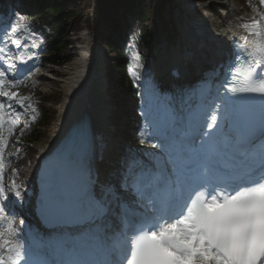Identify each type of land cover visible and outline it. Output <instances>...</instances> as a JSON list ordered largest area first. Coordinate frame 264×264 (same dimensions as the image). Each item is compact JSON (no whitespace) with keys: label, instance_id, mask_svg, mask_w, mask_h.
Here are the masks:
<instances>
[{"label":"snow or ice","instance_id":"snow-or-ice-1","mask_svg":"<svg viewBox=\"0 0 264 264\" xmlns=\"http://www.w3.org/2000/svg\"><path fill=\"white\" fill-rule=\"evenodd\" d=\"M25 18L17 0L5 35L11 47H0V133L7 123L11 134L12 117L31 108L28 97L4 87L20 85L25 74L39 69V51L26 57L19 52L29 49L18 35L28 28L19 23ZM236 35L232 32L230 43L237 66L229 68L230 78L217 89L210 111L198 105L162 121H148L145 113L156 134L149 132L146 138L140 131L139 136L142 144L158 150L145 153L152 162L127 165L120 192L104 185L93 190L87 182L78 185L81 220L95 225L80 235L32 236L29 244L24 240L26 228L31 234L26 221L21 217V227H13L26 203L27 185L17 183L15 169L5 184L8 139L0 134V264H264V143L257 149V141L264 142V26L253 23L243 38L250 46ZM134 59L141 68L138 52ZM129 74L143 79L133 68ZM257 98L258 108L238 105L241 99ZM83 152L81 139L69 156ZM80 167L82 171V161ZM66 195V188L46 187L45 199L51 197L61 208ZM109 255L120 259L109 260Z\"/></svg>","mask_w":264,"mask_h":264},{"label":"rangeland","instance_id":"rangeland-1","mask_svg":"<svg viewBox=\"0 0 264 264\" xmlns=\"http://www.w3.org/2000/svg\"><path fill=\"white\" fill-rule=\"evenodd\" d=\"M10 1V0H8ZM14 3L17 2V0H13ZM160 0H138V1H134V3L137 4L138 7H140L141 11H145L147 9V6L149 3L155 5L159 2ZM247 1V5L250 7L249 11H250V15L252 17V19L256 20L255 23H257L258 27L259 26H264V19H262V17H264V5H261L260 0H246ZM6 2V0H0V13H4V7H3V3ZM19 4H21V0H19ZM75 7L77 10H81L83 12V22H81L80 27H81V31L77 36H72L71 33V22H68L66 24L65 27V40H67V42L69 41H73L74 38H86L85 43L84 44H88L90 46V48H92L93 51H95V49H97V46L102 45L101 39H100V33L102 32V28H100L99 24H97L95 22V20H93V28L89 29L87 27V22L85 24V19L87 17L91 16V6L87 1H83V0H76L74 2L73 5H71V8ZM240 9V8H239ZM162 19L157 21V27L154 31V34L158 37L159 42L158 44L155 46L157 49V46H159L160 44L166 42L168 43V45H172V44H176L178 41V32H179V25L181 24V21H178V15L179 13L177 12V9H173L172 5H168V6H164L163 10H162ZM214 15V14H212ZM48 17H40L37 19H28L25 18L23 20L28 21L31 24V27L33 29V31L35 32V35H33L36 38H39V41L45 44L47 43H56L57 39L51 38L48 39L49 37L45 35V28L47 27L46 21H47ZM182 18V17H181ZM139 22V21H138ZM137 22V24L135 23V21H133L131 23V25L129 26V30L130 28L132 29L130 33V38L131 40L129 41V44L127 46V50L129 52V55L132 56L133 58V62L135 61L134 59V54L139 52L138 47L136 46L135 42L138 39L139 36V32L141 31L142 28L144 27H149L152 28L151 25H141L139 26V23ZM28 25V24H26ZM86 25V26H85ZM88 28V29H87ZM87 29V31H86ZM135 29V31H134ZM134 41V42H132ZM81 44V43H80ZM103 45L101 46L102 49ZM155 49V51L153 52V58L152 60H154L153 66L150 68H148L147 72L149 73L148 75H150V73L152 72V74L150 76H148L146 78L145 81L147 80H152L153 79V75L155 72V65L157 62V57H156V52L157 50ZM43 50L48 51L46 49V47L43 48ZM47 53V52H46ZM102 53H103V61L104 64L107 65L106 67V71H108L109 67H112V65H114V55L110 52H108V50H106L104 47L102 49ZM141 54L143 55H147V52H141ZM63 57H72L71 62L66 65L65 67H54L53 69V74H56V77L61 78V80L64 79V76L68 73V69L71 68V65L76 61V59L78 58L77 55V51L76 49H67V51L64 52V56ZM44 64L51 62V61H59V56L57 55L56 57L53 56H47L45 55L44 57ZM157 66V65H156ZM113 68V67H112ZM150 69V70H149ZM108 74V72H107ZM111 74V81H110V85H109V91L108 93L110 94V101L114 104L115 102H117V99H120L117 95V89L115 88V80L116 78H114V71H110ZM41 83L40 86H38V89L35 88V83L34 81H30L28 83L22 84L20 87V96L21 97H28L29 98V103L31 105V108H35L36 111L34 112V115L36 116V114L40 113L41 111H45L46 114H48V118L50 120L49 124L47 126H44L43 128H39L38 130V141L30 146H28V153L23 154V153H17L16 155L14 154H8L5 158V162L6 160H9L12 156H14V158L9 162V163H5V169L6 172L5 173V184H7L11 179H12V170L15 169L18 173L16 180L17 183H22L24 179L23 176H21L22 174H19V172H22L23 170L21 169L23 162H25L27 159H31L33 158V155H35L36 150L38 149V146H40L41 144H43L44 142L47 141L48 139V135H49V129L53 126V123H55V121H57V117H58V113H57V108L58 105L61 103L62 99H63V90H62V85L59 82H45V81H39ZM137 84L140 85L139 87V96H138V105H137V110L139 112L140 118H143L145 115V113L147 112V107L148 104L145 102L147 100L146 96H147V88L148 86H146L145 84L143 85L141 83V81H137ZM155 86V84L153 85ZM10 91H15L16 90H10ZM35 91L40 92V96H36ZM169 90L166 89L164 91V94H161L160 92H156V95H163V96H169ZM128 100V99H127ZM131 107V106H130ZM30 108V109H31ZM113 108V106H112ZM136 108V107H135ZM113 114L115 115V119L117 123L118 119H120L119 123L121 126L118 128V135L116 137H120V140L124 142L128 141V145H130V147L125 150H113L112 152H110V157L112 158L111 160L113 161V166H112V162H108V164H106V166L103 167V171L105 173H107L108 175L106 176L108 180H111V178H115V175L118 172H122L123 169L126 167L124 165L125 160L122 159H126L129 161H143V159H145V153H151L153 152L155 149L153 148H146L143 145L139 144L136 141V138L139 137V130L136 134V132H134V135L132 136V138L130 136H127L128 133L130 132V130H134L137 131V125H131L133 123L134 120H132V111L133 108H129L126 110L125 114L123 112H121L120 110H116L114 109ZM130 111V112H128ZM131 114V115H130ZM27 116V114H25V110L23 111V113L21 114V118H25ZM121 116V118H120ZM28 121H25L23 123H27ZM127 122V124H126ZM130 123V124H128ZM126 125L128 127H126ZM23 129V131H21ZM20 133L18 134V138L20 137H24L26 136L27 133H29L30 130H28L27 128H25L24 126L21 128ZM147 138V136H146ZM125 139V141H124ZM16 142V141H15ZM12 142H9V145ZM120 146V145H117ZM11 147V146H10ZM120 161V163H119ZM13 163H15V166L13 165ZM125 166V167H124ZM23 173V172H22ZM24 175V173H23ZM25 176V175H24ZM115 181L113 183L110 184V187L113 189V191L115 192H120V187L117 185L115 186ZM121 195L123 196L124 194L121 193ZM20 216H18L16 218L20 220ZM27 223V222H26ZM30 227H32L29 223H27ZM14 226H16V224L14 223Z\"/></svg>","mask_w":264,"mask_h":264},{"label":"bare ground","instance_id":"bare-ground-1","mask_svg":"<svg viewBox=\"0 0 264 264\" xmlns=\"http://www.w3.org/2000/svg\"><path fill=\"white\" fill-rule=\"evenodd\" d=\"M230 1L231 3L234 2V0H227L220 3V7L222 9L229 8L230 7ZM209 8H212L211 5L208 6ZM186 9V7H185ZM178 12V11H177ZM178 21L184 22V26L181 27V31H179V38H178V48L177 44L173 47L169 45H165V42L157 46V70H156V81L158 83V86L161 87V85L164 82H167L165 77H167V70L176 62L181 61L182 59V52L179 51L180 46L182 45V42H185V52L192 54V52H196L195 47L191 44L194 42V27L198 26H205L203 28L204 35L202 37H197L199 40L197 41H206V43H209L213 46H218L216 40L219 39L220 42L225 40L223 37L225 33H227L226 36H230L232 32H235L238 29L245 30V34L249 33V30L251 26L253 25V19L249 16H245L246 18L239 19L238 23L235 24L234 30L232 31L229 28H224L222 25L218 26L212 22V21H206L204 17H192L194 11L188 7V11L185 13L178 12ZM240 12H237L236 15H239ZM182 17V18H181ZM221 22H224L222 18ZM215 27L220 28L221 32L216 35L211 29H208L207 27ZM232 31V32H231ZM211 35V39H209L206 35ZM242 36V35H240ZM255 39V38H253ZM196 41V40H195ZM203 43V42H200ZM181 44V45H180ZM209 44V45H210ZM183 46V45H182ZM209 47L208 45H206ZM178 49V50H177ZM210 49H215L214 47L210 46ZM185 53V54H186ZM215 53H218V50H215ZM84 57L83 58H77L76 61L71 65V68L68 69V73L64 76L63 80H59V82L62 85L63 90V99L61 103L58 105L57 113V121L53 123V126L49 129V135L46 142L38 146V149L41 151H44L48 148L50 143L52 142V139L56 137L58 133L62 131V129L66 126V124H69L71 122H76L83 118V116H87L88 119L91 121L92 125L96 128H99L102 130V133L106 136V141H108L109 148L114 146V144H118L120 140L118 139H112L113 133L115 132V129L118 127V119L117 123L115 119V115L113 114L116 104H113L110 101V98H105L106 89L102 81V66L100 62L101 56L98 54H95V52L84 50L83 51ZM168 65V66H167ZM168 67L166 70L162 71L163 68ZM45 82H48L47 79H42ZM154 82V81H152ZM147 100L145 102L148 103L147 107V114H148V121H152L153 119L161 121L164 116H171V107L169 106V100L174 103V98H160V96L155 95L154 89L148 90V96H146ZM166 101V102H165ZM113 106V108H112ZM148 121H145L146 128H145V134L147 135L149 132H152V134H156V130L149 129L148 127ZM146 163V161H145ZM102 163H94L95 167H102ZM21 174V172H19ZM100 180V178H99ZM104 181H101L100 186L103 185Z\"/></svg>","mask_w":264,"mask_h":264},{"label":"trees","instance_id":"trees-1","mask_svg":"<svg viewBox=\"0 0 264 264\" xmlns=\"http://www.w3.org/2000/svg\"><path fill=\"white\" fill-rule=\"evenodd\" d=\"M27 6L31 4H36L39 9L47 10L48 14L53 17L54 21L50 28L54 35L60 40L63 38L65 33V27L68 22H73L72 28L78 26V14L79 11L75 8H71L75 0H24ZM123 0H95V17L102 21V24H106L110 21V17L117 14L119 8L122 6ZM146 19V18H145ZM116 38H120L116 33V30L112 31ZM112 36V35H111ZM108 37L104 38L106 48L114 54V69H115V85L118 93L121 94L122 106L125 107L126 101L130 98V93L132 89L131 82L126 78V59L123 53V49L117 43L114 38ZM143 47L148 49L152 46V36L149 33H145L142 38ZM60 44V45H59ZM57 47L53 50L56 55H61L63 51L67 48V43L65 41L59 43ZM48 117L45 114L39 121L40 125L48 123ZM30 141L37 140L36 132L30 135Z\"/></svg>","mask_w":264,"mask_h":264}]
</instances>
